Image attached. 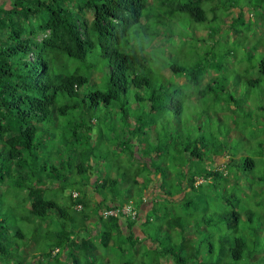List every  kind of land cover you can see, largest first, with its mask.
<instances>
[{
    "label": "trees",
    "instance_id": "obj_1",
    "mask_svg": "<svg viewBox=\"0 0 264 264\" xmlns=\"http://www.w3.org/2000/svg\"><path fill=\"white\" fill-rule=\"evenodd\" d=\"M203 4L204 0H0V260L5 264L41 261L44 253H39L37 246L29 260L19 253L39 231L51 235L52 245L46 250L48 256L58 249L54 257L61 261L64 258L71 264H94L99 246L107 248L117 244L122 248L119 239L114 240L115 235L122 238L123 245L129 243L134 250L140 243L147 242V253L157 252L159 244L164 255H171L172 260L168 261L171 264H189L192 259L197 264H233L221 259L226 254L227 239H214V228L221 219L225 220L226 229H232L241 215L234 205L232 210L221 213L210 205L216 191L226 186V182L230 184L229 174L221 170L230 164V154H223L225 143L219 141L212 130L204 133L200 126L196 129L200 134L192 137L191 132L183 133L189 120L183 130L169 122L172 117L189 113L199 120L204 117L210 121V111L221 109L222 103L233 99L232 95L222 98L227 91L228 76L218 79V72L225 68V59L232 49L216 50L219 45L216 35L220 31L209 22L217 19V7L211 1L209 7ZM228 10L221 18L222 26L227 25V34L233 30L235 36L240 33L234 27L243 12ZM178 20L180 23L190 21V25L203 23L199 26L207 30L201 37L194 36L193 43L199 51H194V57L179 54L178 44L185 46L190 40L182 29L176 28ZM198 29L193 26V35ZM162 37L163 42L159 41ZM208 39L211 44L203 49ZM174 43L177 48L173 51ZM253 68L259 76L250 81L252 85L264 76V56ZM130 98L138 106L134 111L143 113L132 117L134 124L128 131L133 136L120 139L117 147L122 153H131L130 158H133L135 147H143L151 132L153 142L149 145L154 147L152 152L157 153V158L166 151L161 148L164 143L160 133L169 135L165 138L167 143L182 146L179 150L189 157L187 160L202 159L208 152L211 163L208 168L191 170L181 163L180 176L176 179L180 188L174 195L171 190H162L168 168L147 158L134 168L133 177L127 178L128 168L121 175L130 185H138V177L144 176L148 169L141 193L152 188L149 211L152 208L155 216L159 209L154 204L160 198L172 203L202 186V214L194 220L190 234L186 228L192 221L186 217H168L167 210L156 216L165 222L166 228L159 226L155 240L147 231L142 230V236L135 232L141 212L138 206L134 219L123 215L104 218L101 214L103 209L120 206L130 198L117 201L116 187L121 178L112 176V171L93 178L88 161L94 126L98 123L93 112L100 105L108 108L111 103L120 102L114 109H120L122 122L126 124L133 109L127 107L132 102ZM206 98L212 104L207 105ZM198 101H202V108ZM142 104L146 105V114ZM112 109L106 111L110 113ZM147 115L149 122H144ZM160 119L164 121L159 128ZM171 128L175 129L170 131ZM175 131L176 138L172 133ZM254 163L253 159L245 157L244 168L251 170ZM149 168H153V175L158 171L162 175L160 184L159 180H152ZM197 179L202 182L196 184ZM71 184L90 186L94 200L91 201L86 192L75 191L77 196L73 197V190L65 196L64 190ZM237 185L235 181L234 188ZM7 194L13 195L12 203H18V209L23 211L18 222L34 226L30 236L23 225L14 226L15 219L10 221L7 210L14 211L15 206L6 204ZM185 199L186 209L190 204L195 209L194 198ZM140 202L143 203L142 199ZM76 204H81V209L77 210ZM90 207L96 213L92 224L87 209ZM149 211L144 217L147 224L154 220ZM248 212L246 216L251 221L253 214ZM211 214H218L220 219H214ZM34 218L41 221L36 224ZM54 222L57 225L53 229ZM162 228L166 233L159 240ZM174 231L181 235L180 240L169 244L168 233L172 236ZM258 231L253 228L255 237H248L250 239L243 234L234 237L228 247L232 260L239 261L249 244L258 241ZM162 240L167 244L162 245ZM254 249L251 253V249L247 251L250 254L245 264H252ZM214 253L217 254L213 259Z\"/></svg>",
    "mask_w": 264,
    "mask_h": 264
},
{
    "label": "rangeland",
    "instance_id": "obj_2",
    "mask_svg": "<svg viewBox=\"0 0 264 264\" xmlns=\"http://www.w3.org/2000/svg\"><path fill=\"white\" fill-rule=\"evenodd\" d=\"M210 1L217 7V19L213 22H209V25H212L215 30L220 31L216 35V37H218L217 42H219V45L215 48L217 51L220 48V50L232 49L231 54H229L227 59H225L226 61H223L225 68H221V71L218 72V79H220L223 75H227V81L229 82L227 85V91L222 94V98L232 95L234 100L229 99L228 102L226 101L222 103L223 105L221 109L210 111V121H207L204 117L199 120L193 113H189L187 116L181 114L177 115V117H172L169 122L173 127L183 130L185 127L184 123L189 120L188 125L183 130V133L191 132V136L194 137L200 134V131L196 129L200 128V126L202 128L203 126L204 133H206L208 130H212L216 134L217 138H219V141L225 143L222 146V151L223 154H230V157L228 158L230 164H225L226 166L224 167L220 164V167H223L221 168L223 172L229 174L228 178H230L231 181L230 184L226 182V186L220 187L216 191L217 198L215 197V200L210 205L211 209L214 210L215 208L218 213L224 212L226 210H232L234 205L235 210L239 211L241 217H239L234 228L226 229L224 226L225 220H221L218 214H211L214 219H220L219 224L214 228L216 232L214 239L222 237L223 239H227V241L224 243L226 254H224V256L221 258L225 261V263L245 264V262L249 260L247 255L251 253L253 248H255L254 252L256 254L251 260L252 264H264V76H261L260 80L257 83H254V85L250 83L253 78L259 76L258 71L253 68V65L257 66L259 61L264 56V0ZM210 1L204 0V4H207L209 7ZM228 8L235 10L240 9L243 12V19H239L238 23L234 27L236 31L240 32L235 36L233 35V30H230L229 35L227 34L229 29L227 25L225 27L222 26L221 18H223L228 13ZM211 10L212 8L209 9V15ZM178 24H175L176 28L179 31L182 29L189 40L192 41H187L185 46L178 44L179 54L187 53L188 56L192 55L194 57L196 55L194 51L198 50L195 48L193 39L201 37L202 34L207 33V30L204 27L199 26L203 23L190 25V21L180 23L178 20ZM193 26H195V29H198L197 26H199V29L194 35L192 33ZM194 36L196 37L194 38ZM163 39L164 38L162 37L159 41L163 42ZM210 39H208V42L203 45V49H205L206 44L207 46L211 44ZM214 39L216 40L215 37ZM174 45L173 51L175 48H177L175 43ZM181 48H183V50L180 52ZM129 100L132 101V98ZM205 102L207 105L212 104V101L210 102L208 98L205 99ZM197 103L199 104L198 106L202 108V101H198ZM129 104L130 106L127 107L133 109L132 115L130 114L131 116L128 120V123L126 124L125 122H122L123 114L121 111H119L120 109L117 111L114 109L115 107L118 108L120 106V102H117L116 104L111 103L109 105L108 108H113L110 113H108L109 110L108 112L106 111L108 108L104 107L103 105H100V108L94 110L93 112V116L98 119V123L96 126H94V132L92 135L93 146L90 149V151L92 150V153H90V160L87 158L92 166L90 170L93 172V178L97 177L101 173H109L111 171L112 176L118 175L119 178H121V175L125 173V168H128L129 171L126 172L127 178L133 177L134 168L140 166L143 163L142 161H144V158H147V161L152 163L157 162L158 165L161 164L163 167L168 168L167 176L166 178L164 177L165 180L163 182V177L159 171L157 174L153 175V173H155L154 170H152L153 168L149 169L152 171V180L154 182L159 180L158 184L162 182V190H171L174 195V193L177 192L176 190L180 188V186L176 185V179H178V176H180L178 173L180 172L182 162L183 165H185L187 168H190L191 170L193 168L201 170L208 168L211 165L208 160V152L206 155L203 154L202 159L192 158V160H187L189 157L185 156L184 153L181 154L179 150L182 148V146H178L177 143L171 144L165 141V138L169 136L165 135V133H160V136L163 140L162 142L164 143L161 145V148L165 149L166 151L165 154L160 155L159 158L156 157L157 153L152 152L154 147L149 145L150 142H153L151 135L152 132L148 135L149 141H144L143 147H141V145L135 147L136 150L134 152L133 158H130L131 153H122V151L117 147L120 139L124 138V136H133V134L129 133L128 131L129 126L134 124L132 117H136L137 115L141 116L143 113L142 112L138 114L134 111V108H137L138 106L137 104H134L133 101L129 102ZM141 107H144V112L146 114V105L142 104ZM233 107H236L234 109L235 111L231 110ZM170 115L173 116L172 114ZM159 116L161 118L164 117L161 115ZM148 117V115L144 117L143 121L149 122ZM163 121L164 120L162 119L158 120L157 123L159 128ZM172 129L174 130L175 128H171L170 131H172ZM172 133L176 138L178 135L177 132L175 131ZM245 157H249L255 162V165L251 170L244 168L245 165L243 162ZM78 158L79 160L81 159L80 156H78ZM219 162H222V158ZM147 173L148 169H146L144 172V176L142 175L141 177H138V185H130V181L124 180L125 177H123V179L121 178L119 185L116 187L118 190L117 201H121L122 199L129 197V200L132 201L133 206L139 210L137 206L141 208V199L143 203L147 202L146 198H143L141 193L144 183L143 178ZM83 176L85 175L83 174ZM235 181L238 183L237 188H234ZM72 190L79 191L82 194L86 192V196L91 201L94 200L92 193L93 190L90 186L84 187L80 184L68 185L64 190V195H69ZM233 195H235V197L231 202V197ZM12 196V194H7L5 196L6 204H12L13 207L15 206L14 211L12 209L7 210V213L11 216L10 221L12 222L13 219H15L16 223L14 226L23 225V229L25 230L26 228V231L28 232L27 235L30 236L34 226L25 221L18 222V219L20 218L23 211L18 209V203L15 205V202L12 203L14 200ZM189 196L194 198V202H196V210L194 209L193 204H190L187 209L186 206H184V201L186 200L185 198L188 199ZM182 198L180 200H174L172 203H169V201L165 200V198H160L159 202L154 204V206L157 205V209L160 210H156V216H159L162 212L167 210L169 212V214H167L168 217H186L189 222L192 221L190 226L186 228L187 233L190 234V230L194 228V220L196 217L198 218L202 214V201L204 202V198L202 200V186L199 189L192 191L185 198ZM87 209L91 215L89 222L92 224L96 220V213L95 210H93L94 208L92 209L90 207ZM248 211H251L253 214L251 221L246 216L249 215ZM147 214L148 213H146V215ZM149 214L154 216V220L147 224L144 219H142V221H139V219L136 223V229L139 231H147L150 233V237L155 240L156 236L159 235V226L162 225L165 227V222L159 220L154 215L152 208L149 211ZM231 220L234 222L233 218H231ZM39 221L41 220H34L36 224H38ZM56 225L57 223L54 222V226H52V228L54 229ZM52 228H50V230H52ZM165 228H162L160 231V236L158 237L159 240L165 237ZM253 228L259 230L258 241L255 244L253 242L249 244V249H251L250 253H247L249 249H246V254L239 261L232 260L228 253V247L231 244V241L235 236L240 234L245 235L247 238L255 237V235L252 233ZM169 231L171 233L172 230ZM170 233H168V236L170 237L168 243L173 244L177 241L179 242L181 235H179L177 231H174L172 236L169 235ZM32 237L33 238L30 240L31 242H29V244L25 245L24 248L20 249L19 251L23 258L29 260L31 254L35 252V246H37L39 253L44 254L41 257V261L37 260L32 264H71L68 260H64V258L62 261L60 258V260L56 259L54 257V253H56L57 250H54L52 254L48 256L46 250L48 251L52 245L51 235H47L46 232L39 231L38 234ZM117 239H119V242L122 244V248H120L117 244L114 246H108L107 248L99 246L98 253L96 252L97 256L94 259V264H125L126 262H129V264H171L168 262L172 260L171 255H164L161 252L162 249L160 248L159 244L157 246V252L153 251L152 253H147L146 247L149 246L147 242L140 243L138 248L134 250V248L129 247V243H127L128 245H123V240L119 235L114 236V240H116V242ZM163 240L162 245H166L167 243L164 242L165 240ZM95 241L98 242L97 240ZM201 246L202 245L200 244L199 247ZM216 254L217 253H214L212 255L213 259L216 258ZM21 260L23 261L24 259ZM5 263V261L3 262V260H0V264ZM189 264L197 263L196 260L192 259Z\"/></svg>",
    "mask_w": 264,
    "mask_h": 264
},
{
    "label": "built area",
    "instance_id": "obj_3",
    "mask_svg": "<svg viewBox=\"0 0 264 264\" xmlns=\"http://www.w3.org/2000/svg\"><path fill=\"white\" fill-rule=\"evenodd\" d=\"M201 180H198L197 182H200ZM72 196L76 197L77 196V192L73 191L72 192ZM75 208L77 210L81 209V204H76ZM102 216L104 218H108L109 216H126V217H131L132 219L136 218L138 215V210L133 206L132 201L129 200L128 202L120 205V206H116V207H112V208H108V209H103L102 210ZM58 250V249H55Z\"/></svg>",
    "mask_w": 264,
    "mask_h": 264
},
{
    "label": "crops",
    "instance_id": "obj_4",
    "mask_svg": "<svg viewBox=\"0 0 264 264\" xmlns=\"http://www.w3.org/2000/svg\"><path fill=\"white\" fill-rule=\"evenodd\" d=\"M154 185V184H153ZM150 189L152 190V188H149L147 191H145V193L143 194V198H146L147 201L149 202H146V203H142L141 205V208H140V220L139 221H142V219H144V217L146 216V213H148L149 209H150V205H151V199H150ZM150 195V196H149ZM148 204V205H147ZM135 232L142 236L141 234V231H139L138 229L135 228Z\"/></svg>",
    "mask_w": 264,
    "mask_h": 264
},
{
    "label": "clouds",
    "instance_id": "obj_5",
    "mask_svg": "<svg viewBox=\"0 0 264 264\" xmlns=\"http://www.w3.org/2000/svg\"><path fill=\"white\" fill-rule=\"evenodd\" d=\"M198 180H201L200 182H202V179H197V181H198ZM197 181H196V184H197V183H200V182H197Z\"/></svg>",
    "mask_w": 264,
    "mask_h": 264
}]
</instances>
